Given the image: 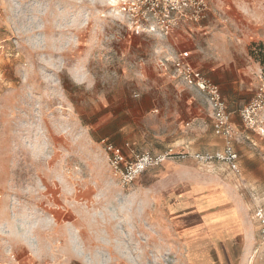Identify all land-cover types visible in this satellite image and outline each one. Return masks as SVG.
<instances>
[{
    "label": "rangeland",
    "instance_id": "rangeland-1",
    "mask_svg": "<svg viewBox=\"0 0 264 264\" xmlns=\"http://www.w3.org/2000/svg\"><path fill=\"white\" fill-rule=\"evenodd\" d=\"M124 1L0 0V264H88L79 253L89 264H185L151 191L164 193L162 203L177 198L208 165L169 159L123 185L104 148L119 145L129 159L172 147L188 153L174 136L189 133L162 110L173 90L186 89L158 65L173 53L169 36L142 31L121 11ZM245 4L254 16L244 33L264 36V0ZM256 87L230 101L240 118L234 144L246 147L241 170L264 191V134L240 117ZM216 134L220 142L203 139L193 151L223 150Z\"/></svg>",
    "mask_w": 264,
    "mask_h": 264
},
{
    "label": "crops",
    "instance_id": "crops-1",
    "mask_svg": "<svg viewBox=\"0 0 264 264\" xmlns=\"http://www.w3.org/2000/svg\"><path fill=\"white\" fill-rule=\"evenodd\" d=\"M211 1L222 10V15L210 13L200 24H181L169 35V48L173 53H184L189 64L217 84L228 110L235 114L231 93L241 94L248 85L258 89L263 81V65L251 52L253 43L264 44V36L260 34L263 31L248 30L251 37L244 33V20L254 16L247 9L246 0ZM164 76L180 87L181 83L168 72L164 71ZM184 88L173 90L170 93L172 104L162 108L163 113L169 115L167 121L177 126L178 131L190 135L180 136L178 132L174 136L176 146L181 148L177 151L188 152V159L196 153L218 152L214 151L218 149L216 146L210 152L203 146L202 151H193V147L200 148L203 139L212 137L213 141L220 142L221 138L216 134L212 111L204 96ZM232 121L240 125L238 115H233ZM235 148L240 162L237 172L224 163L208 165L205 167L207 173L195 172V180L186 191L177 198L166 199L165 203H162L164 193H159L157 188L151 191V202L157 209L159 199L162 221L165 222L162 225L171 227L172 243L185 264H264V243H260L258 227L250 217L259 202L253 197L262 195V201L264 191L256 188L260 185L256 183L258 179L254 183L246 181L249 173L241 170L244 157L239 151L246 147L237 145ZM260 169L264 171V164ZM245 192L250 195V202L245 200ZM168 215L173 216L172 222ZM155 224L158 225L157 220ZM155 237L158 238L156 233Z\"/></svg>",
    "mask_w": 264,
    "mask_h": 264
},
{
    "label": "built area",
    "instance_id": "built-area-1",
    "mask_svg": "<svg viewBox=\"0 0 264 264\" xmlns=\"http://www.w3.org/2000/svg\"><path fill=\"white\" fill-rule=\"evenodd\" d=\"M121 11L131 15L137 27L142 31L166 37L183 23L200 24L210 13L221 16L222 10L215 7L211 0H125ZM129 15V16H130ZM254 53L264 55V46L256 45ZM158 65L171 77L189 89L204 96L214 119L216 132L225 139L224 148L214 153H196L192 157L205 165L224 163L233 171L239 170V154L235 148V129L232 113L228 110L220 87L204 76L185 60L181 52L171 53L159 59ZM138 95V94H136ZM264 78L253 99L240 110V117L249 128L264 134ZM105 151L113 175L123 185H130L146 170L156 167L169 159L187 158L189 153L175 152L169 148L161 153L144 152L128 158L123 148L113 143H106ZM254 217L259 225L260 239L264 242V206L254 210Z\"/></svg>",
    "mask_w": 264,
    "mask_h": 264
},
{
    "label": "trees",
    "instance_id": "trees-1",
    "mask_svg": "<svg viewBox=\"0 0 264 264\" xmlns=\"http://www.w3.org/2000/svg\"><path fill=\"white\" fill-rule=\"evenodd\" d=\"M251 49H252V51H251L252 54L255 55L257 60H259L262 65H264V55L262 53L256 54V53H254L253 48H251Z\"/></svg>",
    "mask_w": 264,
    "mask_h": 264
},
{
    "label": "bare ground",
    "instance_id": "bare-ground-1",
    "mask_svg": "<svg viewBox=\"0 0 264 264\" xmlns=\"http://www.w3.org/2000/svg\"><path fill=\"white\" fill-rule=\"evenodd\" d=\"M113 1V0H112ZM111 2V1H110ZM113 5V4H112ZM111 5V6H112ZM115 6V5H114ZM32 244V243H31ZM80 257H82L83 259H84V261L86 262V263H91V258L89 257V256H85V255H82V254H78Z\"/></svg>",
    "mask_w": 264,
    "mask_h": 264
}]
</instances>
